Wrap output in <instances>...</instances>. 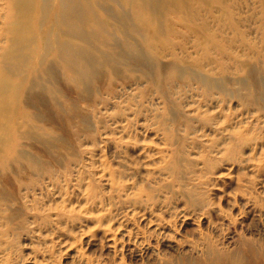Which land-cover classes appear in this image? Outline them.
<instances>
[{"label": "rangeland", "instance_id": "obj_1", "mask_svg": "<svg viewBox=\"0 0 264 264\" xmlns=\"http://www.w3.org/2000/svg\"><path fill=\"white\" fill-rule=\"evenodd\" d=\"M208 6L213 10L205 19L208 30L227 52L213 49L210 59L201 61L210 74L224 72L232 79L233 94L221 95L215 88L214 99H205L199 86L170 80L179 112L190 118L186 125L176 123L182 115L173 117L165 99L141 81L128 93L147 89V102L139 104L138 125L129 132L122 128L125 121L110 117L119 98L101 95L109 100V108L97 103L96 109L107 111L109 122L99 127L97 136L72 126L78 155H64L62 165L51 166L52 173L46 171L45 177L30 176L34 188H27V180L21 183L22 200L28 205L33 199L37 202L8 234L3 226L0 264H46V249L55 245L57 260L50 264H79L81 255L93 264H111L114 259L118 264L183 261L202 258L209 244L217 250L251 245L264 251V109L248 102V89L236 82L252 63L259 67L258 77L264 78V0H212ZM193 41L177 49L180 56L200 55ZM168 60L169 56L164 58ZM114 87L117 92L119 86ZM135 101L126 112L135 115ZM229 113L240 114L233 121L243 120L252 140L230 139L226 125L207 129L201 123L203 117L220 120ZM229 143L234 149H227ZM27 193L32 197L23 198ZM160 219L174 224L151 238L149 252L139 244L123 247L128 240L123 228L134 229V241L144 231L156 233ZM53 226L55 233L46 235ZM105 232L120 238V251L103 246Z\"/></svg>", "mask_w": 264, "mask_h": 264}, {"label": "bare ground", "instance_id": "obj_2", "mask_svg": "<svg viewBox=\"0 0 264 264\" xmlns=\"http://www.w3.org/2000/svg\"><path fill=\"white\" fill-rule=\"evenodd\" d=\"M211 2L0 0L1 237L6 234L3 226L8 234L35 208L36 199L32 205L22 200L21 183L27 180V188H34L35 179L29 180L30 176L45 177L46 171L52 173L51 166L62 165L64 155H78L72 126L96 137L99 127L109 122L107 111L96 109L97 103L109 108V100L101 95L112 93L110 98H119L114 104L118 109L110 117L114 122L125 121L122 128H130L129 132L138 125L139 104L147 102L144 95L147 89H141L139 94L128 93L133 85L143 84L141 81L165 99L173 117L182 115L183 119H175L176 123L183 121L186 125L190 118L179 112L168 85L170 80L199 86L205 99H214L216 93L233 94L232 79L224 72L221 76L210 74L205 69L207 63L201 61V58L209 60L213 49L227 52L208 30L205 19L213 13L208 6ZM193 39L200 55L180 56L177 49L187 48ZM167 56L170 60L164 61ZM258 70L255 63L247 64L244 77L236 82L248 89L245 92L248 102L260 103L264 109V78L258 77ZM114 86H119L117 92L112 91ZM215 88L221 91L215 93ZM239 99L245 103L243 95ZM134 100L135 115L126 112ZM231 116L229 113L220 120L203 117L201 123L207 129L226 125L224 130L229 131L230 139L252 140L244 121H233L240 114ZM117 141L123 144L122 140ZM234 147L229 143L227 149ZM29 197L32 195H23ZM173 224L171 220L160 219L156 233L142 231V236L134 241V229L123 228L128 240L124 239L122 245L130 249L139 244L147 253L151 238ZM48 231L46 235L54 234L55 226ZM101 241L114 252L120 251L118 236L105 232ZM215 246L207 245L202 258L191 256L183 261L166 260L158 264H264V251L251 245L235 251L217 250ZM54 247L46 249V264L57 260ZM78 262L94 263L84 255ZM111 264H118L117 260Z\"/></svg>", "mask_w": 264, "mask_h": 264}]
</instances>
